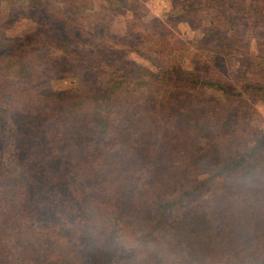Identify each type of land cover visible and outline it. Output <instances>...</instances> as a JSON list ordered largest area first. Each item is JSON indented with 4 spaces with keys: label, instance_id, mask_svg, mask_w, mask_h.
Segmentation results:
<instances>
[{
    "label": "trees",
    "instance_id": "1",
    "mask_svg": "<svg viewBox=\"0 0 264 264\" xmlns=\"http://www.w3.org/2000/svg\"><path fill=\"white\" fill-rule=\"evenodd\" d=\"M48 1L0 0L4 7L16 5V11L29 9L34 23L31 32L7 37L3 33L6 27H2L6 23L0 21V52L6 53L0 57V69L7 68L1 74L18 75L21 58L27 65L22 70L31 81H41L56 66L71 73L78 68L72 64L71 70V62L82 61L86 72L96 68L103 76L95 88L79 94L56 92L48 105L20 112L23 120L13 145V161L19 166L25 161H29L26 166L40 162L45 171L49 169L46 173H52L32 170L27 180L18 179L24 192L8 203L9 219L14 214L42 228L36 224L35 207L25 212L22 205L31 203V195L41 198L49 189L65 188L69 180L76 186L85 180L103 187L105 204L115 215L112 219L128 228L140 249L144 248L136 254L133 248L128 250L131 255L125 258L130 263L145 259L152 264H264V129L247 126L248 118L239 109L249 98L252 103L264 98V82L254 75L229 87L224 71L214 67L220 55L229 52L226 47L221 51L214 45L208 47L209 41L205 47L212 53L200 49L192 56L198 66L183 68L176 43H168L165 31L154 24L156 19L126 21L123 34L106 31L98 45L94 38L75 31L73 19L63 11H51ZM178 1L187 8H183L185 13L192 14L196 26L206 14L214 28L218 23L225 26L229 17H234L236 21L232 20L231 29L225 26L224 35L216 32L230 47H240L251 36L248 28L241 29L246 20H255L257 30L264 26V0ZM149 23L153 26L147 29ZM207 37L198 36L195 44L202 47ZM71 41L85 50L73 48ZM48 46H59L64 57L51 56ZM130 51H145L149 65L132 61ZM28 56L41 59L45 67L32 68ZM201 58L204 66L199 63ZM259 75L264 77V68ZM7 88L0 86V111L7 103ZM30 91H21V98ZM128 128L137 132L135 138L123 135ZM68 132L72 136L67 142L73 149L69 156L61 142ZM42 146L45 153L50 151L43 162L34 157ZM197 170L204 178H198ZM0 173V199H4L14 193L1 165ZM204 188L210 198L193 206ZM78 227L81 229L69 230L72 234L54 229L40 235L33 227L34 238L23 237L21 231L15 245L1 239L0 264H5L12 246L14 251L18 248L25 253H15L18 257L9 264L109 262L112 254L89 242L91 221ZM8 230L0 221V235ZM75 236L78 241L72 244ZM40 240H44L43 246L47 244L49 259L44 262L33 255L36 248L29 245L33 247Z\"/></svg>",
    "mask_w": 264,
    "mask_h": 264
},
{
    "label": "rangeland",
    "instance_id": "2",
    "mask_svg": "<svg viewBox=\"0 0 264 264\" xmlns=\"http://www.w3.org/2000/svg\"><path fill=\"white\" fill-rule=\"evenodd\" d=\"M112 1L111 3H109L110 0H50L48 2L51 11H63L66 16L73 19V24L71 22L69 23L72 24L73 29L77 28L75 31L81 32L85 36L87 34L90 38H94L98 45L102 44L100 36H104L106 31L115 35L123 34L127 28L126 21H132L133 23L143 20L152 22V20L156 19L158 23L154 24H156L159 29L165 31L166 36L169 37L168 43H176L174 48L179 50L178 58H176L181 60L183 68L192 69L198 66L196 60L192 59V56L200 49H207L206 53H212L208 48L211 47V45L216 46L218 51L226 47L229 53L225 52L228 54L220 55L221 59H217L214 67L216 70L220 69V71H224V80L229 87L233 88L238 82L247 81L254 75L258 76V80L264 82V77L259 75V70L264 68V26L257 30L255 20H246L241 25V29L248 28V32L252 34L247 37L245 44L235 48V46H228V42L225 39H221L218 34H225V26L226 29L232 28L233 21H236L234 17H229L228 20H231L227 22L225 26L224 23H218L214 28V26L209 23L210 18L205 13L206 15L203 16L206 18L203 20L202 24L196 26L192 22V14H189V12L185 13L186 11H184L183 8L186 7H184V5L181 6L178 0ZM4 3L8 4V2ZM15 7L16 5L12 8L4 7L2 3L0 4V21L6 23V25L2 27H6L3 33L7 37L20 35L22 32H31V30L34 29V23L30 18L32 16L31 11L25 8L16 11ZM56 7H59L60 10H57ZM8 9L10 10L8 11ZM151 26H153L152 23H149L147 29ZM136 28H140V26ZM229 33L230 32H227L226 36H229ZM203 35H208L210 37H207L201 47L195 44V41H198V36ZM106 40H109V38ZM233 40L234 39H231V41ZM208 41L209 45L205 47ZM44 43H46V40H44ZM70 45H72L73 48L85 50L84 47H78L73 44L72 41ZM89 49L92 48L89 46ZM43 50L45 49L43 48ZM48 51L51 56L57 58L64 57V52L59 46L52 48L48 46ZM144 52L139 54L130 51L128 55L132 61L147 66L149 64L147 55H145ZM5 54L4 51L0 52V57ZM28 57L31 61L30 65L32 64V68L38 69L42 67L41 59H31L30 56ZM89 59H91V57H89L88 60ZM18 60L21 63L18 65L20 68L16 69L17 72L19 71L18 75L8 74L3 76L1 73H5L7 68L2 67L0 69V86L4 88L8 85L7 103H4L3 109L0 111V137L2 138V145L0 146V165L5 167L6 177L12 180L6 179L11 187L10 191L14 193V195L5 196L4 199H0V221H3V225L9 229L6 235H0V240L2 239V243L4 244L8 243L15 245L14 242L17 237H20L19 233L21 231L24 233L23 237L27 236L29 238H34L33 227L35 232L39 235L43 233V231L54 229L57 231L61 229L65 234H72L69 232L70 229L72 230L73 227H76V229L80 230L81 227H78L79 225L91 221L93 229L90 230L91 237H89V242L93 244L94 247H102V249L108 250L109 253L112 254L110 261L107 262L108 264H152L150 263L152 260L146 262L145 259L139 260L138 258V262L130 263V261L125 258L127 255H131V252L128 251L131 250V248L134 250L133 254H136L138 250L142 251L144 248L140 249V244L134 240V236L132 232H129L128 228L123 226L121 222H117L116 219H112L115 215L111 213V210L105 204L106 199L101 192L103 187L99 188V185L95 182L91 184L85 180L79 181V184L76 186L72 180H69L65 184V188L52 189L51 192L49 189L47 193L42 194L41 198L31 195L32 204L29 203L26 205V203H24L22 206L25 207V212L35 207L38 213L35 221L36 224L42 226V228H37L34 224H31V222H25L24 218L20 219L14 214L11 220L9 219L8 203L11 201L13 203L14 199L21 198L23 195L20 194L24 192L23 189L18 186V179L27 180L32 170L35 172H42L43 170L45 173L49 170L45 171L44 167L39 166L38 164L40 162L38 164L33 163L31 166H26L29 161H25L26 163L22 162L20 163L21 166H19V164L13 161V145L18 134L19 124L23 120L22 113L20 112L22 109H29L32 111V107L37 108L41 105H48L53 101L56 92L68 90L73 94H79L84 89L88 90V87L95 88L100 80V76H103L102 72L97 71L96 68L86 72L83 68L86 63L82 61L80 63L71 62L70 66L72 64L78 66V68H73V70L71 66V70L73 71H71V73H65L64 68L60 69V67L56 66L52 68L51 75L49 73L44 74L42 80L39 82L35 79L31 81V79L25 76L26 74L22 70L23 67H27V65L24 64L25 60L21 58H18ZM199 63L201 66H204V58L199 59ZM44 67L45 65L42 69ZM24 89H30L32 91L27 93L26 98H21V91ZM9 101L11 102L9 103ZM243 105H246V107ZM243 105H239V109L242 115L244 114L246 119L248 118L245 124L252 128L264 129V98L259 97L255 103H252L251 98H249ZM125 111L126 110H124V112ZM232 128L235 129L237 127L232 126ZM123 135L131 139L137 136V132L134 129L128 128L123 130ZM71 136L69 132L64 133L61 139L64 145L62 149L67 150V156L73 153V149L67 142L69 140L68 137L71 138ZM75 145V147L78 148L79 145ZM225 149H227V146ZM40 150H42L40 154L34 157L41 159L43 162V160L48 159L50 156V151L47 152L48 154L45 153L43 146ZM61 151L62 150L59 151V155L62 154ZM65 163L68 164V162ZM43 166L48 168L47 164H43ZM65 166L68 167V165ZM51 168L52 166H50V169ZM51 173L50 171L46 174ZM1 175L0 173V177ZM204 175L205 174L198 171V178H204ZM1 183L3 182L0 179V184ZM1 189L2 188H0V191ZM105 191L107 192L106 188ZM208 198H210L209 192H207L205 188L201 189L200 192L197 193V200L194 202L193 206H195V203L197 204V202ZM179 211L182 212L180 209ZM28 225H32L33 227H27ZM65 234L64 237H66ZM71 238H76L74 242H71L72 244L77 243V236ZM43 244L44 240L38 241L33 247L31 243L29 244L30 249L36 248L33 255L37 254L42 262L49 259L46 254L48 253L47 244L44 246ZM13 248L14 246H12V250L8 251L5 255V264L15 261L19 251L21 255L25 253L22 249L16 248V251H14ZM25 257L30 259V256ZM39 264L42 263L39 262Z\"/></svg>",
    "mask_w": 264,
    "mask_h": 264
}]
</instances>
